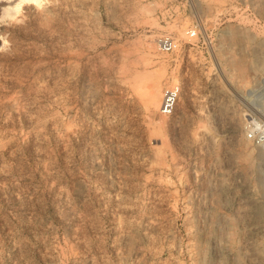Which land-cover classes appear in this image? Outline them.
Segmentation results:
<instances>
[{
    "label": "rangeland",
    "instance_id": "1",
    "mask_svg": "<svg viewBox=\"0 0 264 264\" xmlns=\"http://www.w3.org/2000/svg\"><path fill=\"white\" fill-rule=\"evenodd\" d=\"M11 2L0 264H264V0Z\"/></svg>",
    "mask_w": 264,
    "mask_h": 264
},
{
    "label": "built area",
    "instance_id": "2",
    "mask_svg": "<svg viewBox=\"0 0 264 264\" xmlns=\"http://www.w3.org/2000/svg\"><path fill=\"white\" fill-rule=\"evenodd\" d=\"M194 31H191L193 34ZM175 43L171 37L164 36L159 39V48L162 51L168 52L173 50ZM179 93L177 84H169L163 88L159 112L164 115H169L174 111ZM247 138L251 139L258 145L264 153V127L258 122L252 121V126L245 132Z\"/></svg>",
    "mask_w": 264,
    "mask_h": 264
},
{
    "label": "bare ground",
    "instance_id": "3",
    "mask_svg": "<svg viewBox=\"0 0 264 264\" xmlns=\"http://www.w3.org/2000/svg\"><path fill=\"white\" fill-rule=\"evenodd\" d=\"M22 3H32L34 6H41L43 0H12L11 4H14L13 9L18 10ZM1 13V12H0Z\"/></svg>",
    "mask_w": 264,
    "mask_h": 264
},
{
    "label": "clouds",
    "instance_id": "4",
    "mask_svg": "<svg viewBox=\"0 0 264 264\" xmlns=\"http://www.w3.org/2000/svg\"><path fill=\"white\" fill-rule=\"evenodd\" d=\"M49 2H50V0H43V3H41V6L43 7ZM4 50H6V49H0V51H4Z\"/></svg>",
    "mask_w": 264,
    "mask_h": 264
}]
</instances>
